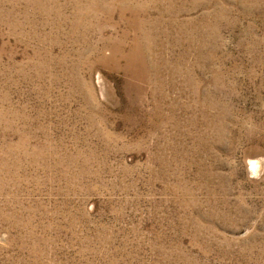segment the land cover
<instances>
[{
    "label": "rangeland",
    "instance_id": "374dc122",
    "mask_svg": "<svg viewBox=\"0 0 264 264\" xmlns=\"http://www.w3.org/2000/svg\"><path fill=\"white\" fill-rule=\"evenodd\" d=\"M0 264H264V0H0Z\"/></svg>",
    "mask_w": 264,
    "mask_h": 264
},
{
    "label": "clouds",
    "instance_id": "9594fccd",
    "mask_svg": "<svg viewBox=\"0 0 264 264\" xmlns=\"http://www.w3.org/2000/svg\"><path fill=\"white\" fill-rule=\"evenodd\" d=\"M249 170L252 172L253 175H255V171L257 168V163L256 161H249L248 162Z\"/></svg>",
    "mask_w": 264,
    "mask_h": 264
}]
</instances>
